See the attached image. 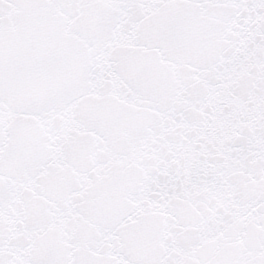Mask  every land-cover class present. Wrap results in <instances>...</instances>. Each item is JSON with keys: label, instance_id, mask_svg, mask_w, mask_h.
Instances as JSON below:
<instances>
[{"label": "snow or ice", "instance_id": "6c2138e0", "mask_svg": "<svg viewBox=\"0 0 264 264\" xmlns=\"http://www.w3.org/2000/svg\"><path fill=\"white\" fill-rule=\"evenodd\" d=\"M0 264H264V0H0Z\"/></svg>", "mask_w": 264, "mask_h": 264}]
</instances>
